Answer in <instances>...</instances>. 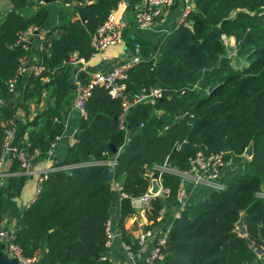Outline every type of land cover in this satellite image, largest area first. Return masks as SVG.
I'll list each match as a JSON object with an SVG mask.
<instances>
[{
    "label": "trees",
    "instance_id": "16d2710c",
    "mask_svg": "<svg viewBox=\"0 0 264 264\" xmlns=\"http://www.w3.org/2000/svg\"><path fill=\"white\" fill-rule=\"evenodd\" d=\"M74 1V10L58 12L52 29L60 34L46 36L50 47L48 53H40L38 61L45 70L38 77L29 75L22 101L7 89L19 60L28 56L14 42L21 31L45 28L49 8L40 6L28 14L30 0H10L13 11L0 25V159L5 129L14 122L16 110L31 101L39 103L43 90L53 99V106L15 125L12 147L32 156L47 152L51 140L65 130L75 136L60 163H54V167L67 168L47 175L37 196L22 208L15 243L27 256L42 253L38 264H113L102 257L107 253L105 225L116 183L126 195L117 223L120 241L138 255V241L125 231L124 221L135 213L131 200L151 186L148 174L166 161L185 172L189 158L197 152L206 157L223 152L225 161L243 162L242 172L204 199L196 197L182 205L177 199L181 177L162 174L167 193L152 200L148 211L155 224L165 207L163 221L168 224L162 259L154 264H262L257 251L264 253V198L260 197L264 189V0H192L187 19L192 25L174 22L158 39L153 57L140 60L128 71L127 95L150 88L162 92L154 104L131 107L125 130L120 129L121 101L111 99L102 87L92 89L86 119L79 118L71 128L63 125L61 108L74 77L82 85L90 80L80 67L63 62L73 55L90 58L91 35L120 0ZM140 1L130 0L127 9ZM228 39L234 40L235 56L242 60L239 65H233L228 56ZM30 127L37 129L22 143ZM249 145L253 153L246 159L243 154ZM13 158L10 174L20 172L16 154ZM110 161L113 167L107 164ZM10 174L0 178V224L3 200L18 197L29 179ZM240 217L244 237L235 232Z\"/></svg>",
    "mask_w": 264,
    "mask_h": 264
},
{
    "label": "built area",
    "instance_id": "2783aa9c",
    "mask_svg": "<svg viewBox=\"0 0 264 264\" xmlns=\"http://www.w3.org/2000/svg\"><path fill=\"white\" fill-rule=\"evenodd\" d=\"M38 5L44 4L42 0H33ZM176 0H143V2L134 9L133 21L140 29H150L157 22H164L169 15L170 8L174 5ZM127 5L124 0H120L117 6L110 11L107 19L102 25H100L91 35L90 46L93 53L101 52L108 47L118 45L122 42V27L119 22V17L126 10ZM193 10L192 0H180V7L177 9L175 15V22L177 25L189 26L188 16ZM38 29L35 27H30L24 31H21L14 42V46H19L22 51L29 53L30 45L29 40L31 36ZM43 33H50V30L45 28L42 29ZM30 58L29 56L22 57L19 60V64L15 75L13 78L8 80L7 89L10 94L17 96L16 87L17 83L23 75L27 72L32 73L33 76L38 77L44 70V66L39 65L35 62L31 67L28 66ZM82 60L76 57L71 58L69 61H65L63 65H69L76 67ZM139 62L137 57H131V60L113 67L108 72H95L88 75L90 80L87 85H82L80 81L74 83V97L72 101L73 110L77 113L79 118L86 119V103L91 95V91L95 87H102L107 90L108 95L111 99H119L121 101V114L119 117L120 129L125 130V118L131 107L138 105L142 102L149 104H154L158 99L161 98V90L159 88H150L148 91H141L131 95L125 93V80L127 79L128 71ZM80 71L86 72L80 67ZM0 104L2 102L0 101ZM54 121H57L54 119ZM15 124L9 122V127L5 129V135L3 139V152L2 156L8 151L16 154L19 160L20 174L27 177L37 178V188L35 192V197L40 191L41 183L47 178V175L53 173L54 171L65 169L67 167H46L44 169L36 170L32 165V160L34 155H27L24 149H10L9 144H12V139L15 136ZM61 140V135L55 136L47 149V154L51 155L53 151L57 148ZM26 142V137L23 138L22 143ZM225 154L220 152L218 154L206 157L201 152H197L194 156L190 157L188 160L189 168L185 172H179L171 168L167 161L163 163L160 167L153 168L154 172L149 173L150 187L146 193L138 198L131 200L133 207L140 205L141 207H146V210L150 209V203L152 200L159 196H165L167 191L163 188L161 183V176L163 173H175L181 177V182L177 191L178 201L184 205L185 191H186V180L190 179L194 185H203L212 190L222 189L224 184L220 181L221 173L226 165L224 159ZM110 167L114 166V161L107 162ZM8 177V174L0 173V178ZM2 183V181H1ZM0 183V185H2ZM157 185L159 188L157 192L153 193V185ZM261 195V194H260ZM122 198L126 195L121 192ZM261 197V196H260ZM264 198V196H262ZM163 211H159L157 220L161 219ZM119 235V233H118ZM105 249L107 252L113 246V239L115 234L112 230V224L107 221L105 225ZM139 246V254L135 255L131 252L130 248L123 244L124 249L129 255L128 261H117L113 257L109 256L107 253L102 257V260H108L113 264H135L133 261L136 256L141 260V264H154L156 261L162 259V249L166 242V231H161L160 233H155L153 231L143 230L136 239ZM0 244L4 247L3 253L5 258L8 260H15V264H38L39 255L27 256L24 254L23 249L15 243V228H6L1 222L0 224ZM261 263L264 264V253L259 256Z\"/></svg>",
    "mask_w": 264,
    "mask_h": 264
},
{
    "label": "crops",
    "instance_id": "0c3cea01",
    "mask_svg": "<svg viewBox=\"0 0 264 264\" xmlns=\"http://www.w3.org/2000/svg\"><path fill=\"white\" fill-rule=\"evenodd\" d=\"M31 5L27 9V13L30 14L34 12L38 7L40 6H47L49 8V19L46 22L45 28L50 30V33H43L42 28L38 29L33 36H31L29 40L30 45V51L28 53V56L30 58L28 62V66L31 67V65H34L35 62L38 63L39 61V55L42 52L48 53V49L50 45L47 43L46 36L49 34H52L53 36H59L60 31L57 29H52L54 26L58 23V12L61 10H74L76 7V3L74 0H69L70 4L64 3L62 5H58L59 0H55L52 4H40L38 5L33 0H30ZM143 0H141L139 3L135 5V8L139 6ZM180 7V0H176L174 5L170 8L169 15L166 18L164 22H157L152 28L150 29H140L137 27V25L133 21V12L134 9H127L123 12V14L119 17V22L122 27V42L118 45H114L111 47H108L107 49L91 54L90 58L87 60L80 59L82 62H79V64L76 67L83 68L87 73H95V72H108L113 67L121 65L129 60H131V57H137L139 60L142 59H149L153 57V47H156V44L158 42V39L165 33H168L171 30L172 24L175 22V18L173 17L177 13V9ZM13 11V6L10 2V0H0V25L3 23L5 16ZM24 12L21 11V15ZM43 28V29H45ZM228 42H230V47L234 48V40L228 39ZM91 48V46H90ZM92 49V48H91ZM234 51V49H233ZM75 58L76 56L73 55ZM72 57V58H73ZM38 59V60H37ZM64 63V62H63ZM69 66V65H64ZM75 71V70H74ZM80 71V70H79ZM31 73L27 72L25 75L20 77L17 87H16V93L17 96H13L14 99H21V95L25 89V86L27 84L29 75ZM76 76L74 77V82L72 85L74 86ZM44 83H46L48 80L45 78ZM42 99L39 101V103H35V101H31L27 103L24 107L20 106L16 110L15 114V120H13L14 124H23L25 123V120L30 121L34 117L38 115V111H42L44 109H49L53 106V99L48 96V93L46 90H43ZM74 97V90L69 93L66 97V102L63 104L61 108V116H62V122L64 127H74L77 123V120L79 119L77 113L73 110L72 107V101ZM2 102V100H0ZM57 120L56 117L53 118ZM4 126V124H3ZM35 129V127H30L27 129L26 133L24 134V137L27 138L28 133H32ZM73 134L69 132L68 130H65L61 134V140L58 148L53 151L51 155H48L47 152L40 153L37 152L32 160V165L36 170L44 169L46 167H54V163H60L62 158L64 157V154L69 149V147L73 144ZM14 153L11 151H8L3 155V157L0 159V173L8 174L9 176V170L12 164V160L14 159ZM53 158V159H52ZM249 159V158H246ZM233 163V162H232ZM231 163V164H232ZM228 165V164H227ZM238 168H240V165H238ZM224 168V171L221 176L220 181L225 184L231 177H230V170H226ZM154 172L151 171L150 173ZM242 172V165L239 169L240 173ZM11 173L13 175L17 174ZM10 174V175H11ZM186 191H185V198L189 202L193 201L196 197L198 198H205L207 194L212 191V189L203 186V185H194L190 179L186 180ZM37 188V178L29 177V179L25 182V185L20 192L19 196L13 199H4L3 200V219L2 222L6 228L11 229L12 227L15 228L16 226V220L19 217L22 208L24 206H28L33 199L35 198V192ZM203 188V189H202ZM121 188L118 184L114 183L112 185V201L109 208V214L110 219L109 221L112 224V230L114 234L116 235L113 239V246L109 249L107 254L111 257H113L115 260L119 261H128L129 255L127 254V251L123 247V243L120 241V237L118 235L117 230V223L118 218L120 215V204L122 200L121 196ZM205 190V191H204ZM203 191V192H202ZM161 197V196H159ZM137 207H141L138 205ZM133 207L135 210V213L128 217L124 221V229L125 231L132 236L133 239H137L139 234L143 232V230L149 231L150 229L153 232L160 233L161 231H164L168 224L165 223L164 216H165V207L162 209L163 213L161 215V219L156 221L159 223L153 224V219L149 220L148 211L144 210L143 208H137ZM144 210V211H143ZM172 212H174V208L172 209ZM177 215V212H174L173 217ZM158 217V216H157ZM153 227V228H149ZM149 228V230H148ZM262 254V251H257L258 257ZM131 261V260H130ZM135 264H141V260L138 256L133 259Z\"/></svg>",
    "mask_w": 264,
    "mask_h": 264
},
{
    "label": "water",
    "instance_id": "95a60500",
    "mask_svg": "<svg viewBox=\"0 0 264 264\" xmlns=\"http://www.w3.org/2000/svg\"><path fill=\"white\" fill-rule=\"evenodd\" d=\"M43 1V3L44 4H46V5H48V4H52V3H54L55 2V0H42ZM129 2H130V0H124V3L128 6L129 5ZM175 18V16L173 17V19ZM189 24H191L192 25V21H190L189 22ZM156 48L155 47H153V50H155ZM73 72H74V70H73ZM75 89V87L73 86V85H70V91H73ZM73 139L75 140V136L73 135ZM9 148L11 149L12 148V144H9ZM110 149H111V151H112V153L113 154H115L116 153V149L112 146V145H110ZM252 153H253V148H252V145H249L247 148H246V150L244 151V156L246 157V158H251L252 157ZM112 177H113V175H112V171H109V173H108V181L110 182V181H112ZM152 185H153V193H155V192H157L158 191V187H157V185H155L154 183H152ZM235 232L239 235V236H242V237H244V236H246V229H245V226H244V224H243V219H242V217H240L239 218V220H238V222L235 224ZM247 241V243L249 242L248 240H246ZM3 249H4V247L2 246L1 247V250H0V264H15V260H13V259H11V260H8L7 258H5V256H4V253H3ZM39 256H42V253H40L39 254ZM95 256V258L96 259H98L99 258V255H97V254H95L94 255Z\"/></svg>",
    "mask_w": 264,
    "mask_h": 264
},
{
    "label": "rangeland",
    "instance_id": "374dc122",
    "mask_svg": "<svg viewBox=\"0 0 264 264\" xmlns=\"http://www.w3.org/2000/svg\"><path fill=\"white\" fill-rule=\"evenodd\" d=\"M68 3V5L70 4V2H69V0H59V2H58V5H62V4H64V3ZM225 45L227 46V49H228V56L230 57V59H231V61H232V63H233V65H239L241 62H242V60L240 59V58H238L237 56H235V53H234V51H233V48H231L230 47V42H228V41H226L225 42ZM140 61V60H139ZM60 144V143H59ZM59 144H58V146H59ZM245 157V156H244ZM246 158V157H245ZM232 161H226V165H225V167L224 168H226L225 169V171L228 169V170H230V172H231V174H230V177H232V176H234V175H236L238 172H239V169L241 168V165H242V163L243 162H239V163H235V162H233L232 164ZM228 164V165H227ZM238 165H240V168H238ZM223 171H224V169L222 170V173H223ZM149 176V175H148ZM221 176H222V174H221ZM203 189V188H202ZM121 190V189H120ZM205 191V190H204ZM203 192V191H202ZM261 197L262 196H264V189H263V193L260 195ZM162 197V196H161ZM137 208H143L144 210H145V208L146 207H137ZM143 210V211H144Z\"/></svg>",
    "mask_w": 264,
    "mask_h": 264
}]
</instances>
